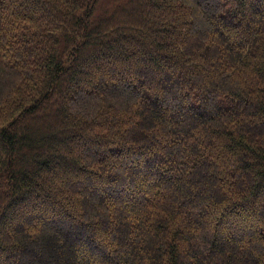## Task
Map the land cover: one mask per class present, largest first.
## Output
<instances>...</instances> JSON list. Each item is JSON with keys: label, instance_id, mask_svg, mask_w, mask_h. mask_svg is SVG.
I'll return each instance as SVG.
<instances>
[{"label": "trees", "instance_id": "16d2710c", "mask_svg": "<svg viewBox=\"0 0 264 264\" xmlns=\"http://www.w3.org/2000/svg\"><path fill=\"white\" fill-rule=\"evenodd\" d=\"M0 264H264V0H0Z\"/></svg>", "mask_w": 264, "mask_h": 264}]
</instances>
